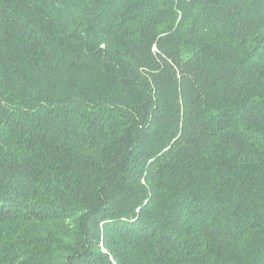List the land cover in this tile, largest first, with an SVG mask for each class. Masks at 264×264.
Here are the masks:
<instances>
[{
	"label": "trees",
	"instance_id": "1",
	"mask_svg": "<svg viewBox=\"0 0 264 264\" xmlns=\"http://www.w3.org/2000/svg\"><path fill=\"white\" fill-rule=\"evenodd\" d=\"M0 264H264V0H0Z\"/></svg>",
	"mask_w": 264,
	"mask_h": 264
},
{
	"label": "rangeland",
	"instance_id": "2",
	"mask_svg": "<svg viewBox=\"0 0 264 264\" xmlns=\"http://www.w3.org/2000/svg\"><path fill=\"white\" fill-rule=\"evenodd\" d=\"M104 252H106V250H104Z\"/></svg>",
	"mask_w": 264,
	"mask_h": 264
}]
</instances>
